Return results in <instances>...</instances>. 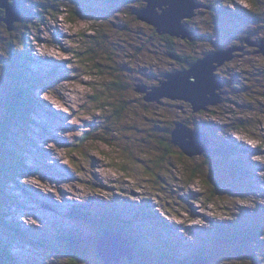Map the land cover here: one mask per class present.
<instances>
[{
	"label": "rangeland",
	"instance_id": "rangeland-1",
	"mask_svg": "<svg viewBox=\"0 0 264 264\" xmlns=\"http://www.w3.org/2000/svg\"><path fill=\"white\" fill-rule=\"evenodd\" d=\"M10 1L12 7L18 5L17 11L20 8L22 24L29 26L10 23L14 26L10 30L7 24L8 29L0 24L2 263L71 264L65 238L78 240L93 234L81 213L87 206L91 215L106 212L116 218L113 212H120L115 220L123 223V217L128 216L125 209L144 204L138 212L146 209L153 215L141 217V223H134L131 229L141 235L143 253L148 245L146 237L153 242L162 231L174 230L185 251L192 252V247L215 246L208 244L213 227L233 224L236 217L237 221L244 220L242 225L257 214L264 217V39L258 36L264 34V19L252 26L242 25L244 19L240 22L248 12L257 10L264 15V0H196L201 7L195 8L198 15L188 24L201 36L193 46L176 41L178 53H203L204 59V54L223 41L213 37L212 44L203 37L210 36L211 23L225 22H215V14L224 18L218 11L209 10L211 2L234 12L233 20L242 27V33L253 32L257 44L254 47L248 41L246 47H230L240 48L233 52L234 58L223 65L215 64L214 73L217 80L225 82L224 88L217 91V99H211L213 95L206 90L208 105H199L196 112L180 94L174 93L184 99L176 98L174 104L168 102L170 93L160 91V96H154L169 82L167 73L177 72L180 64L170 58L164 40L156 39L150 48V26L136 18L141 0L116 2L127 6L124 13L109 0ZM225 23L226 27L234 25ZM243 70L259 74L248 82L242 79ZM246 83L251 92L242 89ZM138 84L150 93L146 96L150 102L135 92H141ZM18 102L23 103L19 110L24 117H11L6 108L17 107ZM121 106L128 107L129 112ZM155 110L158 122H149L140 113ZM4 118H9L7 126ZM175 124L181 138L176 143L183 150L172 147L170 153L161 151V141L169 139L167 126ZM207 125L219 126L229 135L220 136L216 130L206 134L210 132ZM197 129L202 132L197 133ZM190 132H196V139ZM199 136L203 140L190 147L193 142L197 145ZM225 137L232 138L240 150L226 154L233 166L239 159L246 160L251 173L248 182L238 181L219 164V156L212 149L225 148L227 143H220ZM250 149H257V156ZM195 168L201 170L198 176ZM217 184L224 187L220 195ZM196 236L203 237L200 244ZM215 237L224 239L218 233ZM131 246L132 259L119 261L112 256L105 263L91 250L79 264H155L140 261ZM220 248L208 264H244L236 256L230 257L233 247ZM122 251L128 254L127 248L122 247ZM260 251L264 258V250Z\"/></svg>",
	"mask_w": 264,
	"mask_h": 264
},
{
	"label": "trees",
	"instance_id": "trees-1",
	"mask_svg": "<svg viewBox=\"0 0 264 264\" xmlns=\"http://www.w3.org/2000/svg\"><path fill=\"white\" fill-rule=\"evenodd\" d=\"M45 1V0H44ZM122 0H114L110 1V4H114L116 2H121ZM113 2V3H112ZM132 2V1H130ZM211 2V1H210ZM130 4V3H129ZM221 4V3H220ZM204 5V3H203ZM210 5H214V6H210ZM229 5V4H228ZM233 5V4H231ZM112 5H108V7H110ZM117 10L120 13H124L126 12V8L127 6H125L124 4H119L117 5ZM147 3L146 0H141L140 2V7L137 8H143L146 7ZM205 6H207L205 4ZM129 7H134V4L132 6ZM210 9L213 10V12L215 13V11H218L217 13L220 14L224 19L219 18L218 16H216V14L214 15L215 17V22L218 21H225V22H229V23H233V26L230 27H226V23H217L214 24L211 23V27H210V36H203L205 38H208L207 42H210L212 44L213 43V37L216 38L215 40H219L222 39L223 41H218L217 45H214V47L211 49L210 53H206L204 54L203 58L207 57L210 54L215 53L218 50L221 49H225V48H229V47H233V46H245V44L247 43L246 41H250V42H254L253 38V32H249L247 33H242V27L239 26L238 23H236L233 19L235 16L234 12H230L228 11V9L226 8H221V7H216L215 3L211 2L210 4H208L207 6ZM262 6L259 7V9L262 11ZM120 8V9H119ZM124 9V10H121ZM0 17L4 18L5 14H6V10L5 9H1L0 8ZM195 15H198V12L195 13ZM136 18L137 20L141 21L137 14H136ZM244 20H246V22H242ZM262 19H264V15L261 14L260 12H258L257 10L252 11V12H248L247 15L243 18L242 16V20L240 22H242L243 24H248L249 26H252L254 24H258L259 22L262 21ZM23 19L21 18V21L18 23L20 24V26L22 28L24 27H28L29 25L24 23L22 24ZM103 21V20H102ZM189 20L186 19V21L184 22L185 27L196 33L195 30L191 29V24H188ZM145 24L149 25V30L152 32V35L149 36V46L152 49V45L155 43L156 39L160 38L162 40H164L165 43H167L168 45V49H169V55L170 58L172 59H176L175 61H177L180 64V67L177 69L178 71H184V70H189L198 60L202 59L201 55H203V53L201 55H188V56H184L181 55L180 53L177 52V48L175 47L174 43L177 41L178 42H183V43H187L190 46H193L194 44H196V38H198L199 36H201L199 33L196 34L194 36V41H190L189 39H183L180 36H172L170 34H163L161 35L158 32V29L151 25L148 22H144ZM1 24V23H0ZM2 24L6 23L4 21H2ZM260 24V23H259ZM6 28L8 29L7 25ZM17 28V25H15V29ZM261 36V40L264 39V34H258V36ZM255 36V37H258ZM156 44V43H155ZM246 47V46H245ZM250 50L252 51H257L254 47H251ZM149 52L152 53V50H149ZM13 57L16 56V53L13 52L11 54ZM237 56V55H236ZM263 57V56H262ZM244 76H243V80H247L248 82L251 81L253 75H258L259 73L257 71H246L243 70ZM240 74H237L236 76H238ZM226 80H231V77L226 78ZM224 83L223 82V88H224ZM140 84L137 85V87ZM246 89L247 91L251 92V87L249 85H247L246 83V87H242V89ZM135 92L138 94L143 95V99L145 102L146 101V96L148 94V92L145 93H141V92H137L135 89ZM24 100L28 101V98H24ZM167 101V99H165ZM169 103L174 104L173 100L168 99ZM26 101V102H27ZM162 102V101H161ZM28 103H30L28 101ZM24 104H27L24 102ZM17 107H13L11 106L10 108H6V110H10L11 113V117H17V115H19L20 117H24V115L20 112L19 110V106L23 105V103L18 102L17 104H15ZM155 107H157V104L155 103ZM121 108L125 109L127 112L128 107L126 106H121ZM29 113L31 111V109L28 110ZM129 112V111H128ZM144 115V117L146 118L147 121L149 122H158L159 121V115H158V111L155 110L154 112H152V114H148L146 112H140ZM264 115V112H262ZM120 114V113H119ZM134 118V117H132ZM4 123L7 126L9 124V118H4ZM162 127V125H160ZM178 126V125H177ZM176 124L175 126L173 125H168L166 128V131L169 134V139H164L166 140V143H164L163 141H161V145L159 146L161 148V151H165L167 153L172 152V147H179L173 140V133L176 130ZM217 129L214 128V126L212 125V127L210 126H206V128H208L210 130V132H205L206 134H213V132L216 130L218 135H222L223 133H225L226 135H229L228 132H225L224 129H221V127L216 126ZM243 128H238L236 130H240ZM197 132H202V130L197 129ZM211 130H213V132H211ZM232 139V138H231ZM231 139H228L227 137L223 138V141H221L220 143H227V146L225 148H222L220 151L219 150H215V147H213V152L217 153L218 157V161L219 164H221L222 166H224V168L226 169V171L230 174H232V177L237 178L238 181H242V182H248L247 178L249 177L250 170L249 167L247 166V162L246 160H240L239 159V164L237 166H233V163L229 161V159L226 157V154L228 153V151H231L234 154H238L239 147L234 145V143L232 142ZM85 140V137H84ZM213 142H215V137L213 139ZM8 146V145H7ZM180 150H183L181 147H179ZM244 150V149H243ZM251 150V149H250ZM261 150V149H260ZM73 151V150H72ZM253 151V150H251ZM8 152H10L8 150ZM15 151H12V153H14ZM246 152L249 153V151L247 150ZM257 149L253 151L254 155H256ZM184 153V152H183ZM167 154H165L166 156ZM9 156V155H7ZM257 156V155H256ZM189 157V156H188ZM165 158V157H164ZM150 171V170H148ZM196 171V176H198L201 173V170H199L198 168H195ZM250 173V174H249ZM249 174V175H248ZM170 176V175H169ZM244 183H242L243 185ZM216 186V193L220 195L221 191L223 190V185L221 184H217ZM145 203V202H144ZM86 207V206H85ZM84 207V208H85ZM93 207V206H92ZM91 207V208H92ZM144 208V204H142V206H129V209H125L128 212V216L127 217H123L124 222H117L115 219H118V215L120 214L122 215L120 212H113V214H116L114 216H116V218H112V216L109 213L103 212L100 214H93L91 215V213L89 212V207L87 206V208L82 209L83 211H81L82 214H85L86 218H84V220H86L87 224L90 226L91 229H93V234L90 236H87L83 239H75L73 237H69V238H65L68 245L66 247V250L69 251V254H71V264H79L81 261H83L84 259H86V254L87 252L89 253L91 250H95L93 252H97L96 250V246H97V242L100 239V237L102 235H105L106 233L110 232V231H118L121 232L122 234H124L125 236H128V239H130V243L132 245H134V250L135 253L137 255V258L144 262V260H149L152 262H155V264H183V262H186V264H194L199 263V262H206V264H208L210 258H214L215 254H216V249L219 247H223V245H226L227 248H232L233 247V256H236L240 263L243 262L244 264H264V258L260 256L261 251L260 250H264V239H262V237H264V217L260 214H257L256 216H254L253 218H255L253 221H250L249 223L245 224H241L244 220H242L240 222V219L237 221V217L234 218V220L236 221H232L234 222L233 224H228V225H219L216 226L215 228V232H212V235L210 236V240L208 242V244H213L215 245L214 247H208V249L206 247H192L191 249L194 251H190L189 249L185 251V245L181 242V239L174 237V234L177 235L176 232H174V230H170L168 233L167 231H162L159 234H157L154 238H153V242L152 240L147 236V240H148V245L146 248V251L143 253L142 250V246L144 245L143 240L141 235L138 232H131L132 228L134 227V223H136L137 225L140 224L141 222L139 221V219L141 217L144 218H150L153 214H151L150 212H147L146 209L143 212H138L139 209H143ZM264 213V211H261ZM139 213V215H138ZM78 214V213H76ZM138 216V217H137ZM135 217H137L136 222H133L134 219H136ZM1 219H3V216H1ZM121 221V220H120ZM240 222V223H239ZM165 229V228H164ZM169 230V229H168ZM216 233H218L221 237H223L224 239H220L219 237H215ZM165 234V236H164ZM0 245L3 246V244L5 245V241L2 239V237H0ZM198 238V243H199V238L200 240H202L203 238L197 237ZM234 244L238 245L236 248H234ZM221 249V248H220ZM72 251V252H70ZM228 251V250H227ZM227 251H225V253H227ZM1 253H3L4 251H0ZM260 252V253H259ZM182 253V254H181ZM1 257L2 255L0 254V264H16L15 261H11V260H6L4 263L1 262ZM229 257V258H230ZM228 258V259H229ZM227 260V259H226ZM225 261V260H224ZM125 263H127V260L125 261ZM124 264V263H122ZM128 264H131L128 262ZM144 264V263H143ZM212 264V263H211ZM221 264V263H220Z\"/></svg>",
	"mask_w": 264,
	"mask_h": 264
},
{
	"label": "water",
	"instance_id": "water-1",
	"mask_svg": "<svg viewBox=\"0 0 264 264\" xmlns=\"http://www.w3.org/2000/svg\"><path fill=\"white\" fill-rule=\"evenodd\" d=\"M13 1L18 4L16 0ZM146 3V7L136 12L140 20L155 26L161 35L170 34L172 36H180L183 39H189L192 42L194 41L196 33L188 30L183 22L185 19H193L196 13L194 11L195 8L201 7V4L196 0H146ZM12 6L10 0H0V8L5 9L6 15H8L7 20L0 17V23L4 21L9 26L10 30H12L14 26L9 24L20 22L22 18L20 8L19 11L16 10L18 9V5L17 7ZM247 43L249 42L247 41ZM250 44L254 47L257 46L254 42H250ZM239 49V47L221 49L218 52L208 55L204 59L198 60L190 70L167 73L169 82L166 83L161 90H157L154 96L155 94L160 96L159 92L164 91L163 95L170 93L169 99L171 100L185 97V99L183 98L184 100L191 102L195 106L194 111H198L195 108L198 109L199 105L203 107L208 105L207 100H204L206 99L204 97V92H206V90L213 95L211 99H217V91L223 88V81L217 80L218 77L214 73L217 69L215 64L223 65L225 62L232 60V58H234L233 52ZM191 78H194L195 82H193ZM138 88L141 90V93H144V91L147 92L142 85H139ZM174 93L180 94L183 97L176 96ZM148 95H150L149 92ZM173 95L175 96L173 97ZM146 101L150 102V98L146 97ZM154 101L160 102V99ZM177 130L173 133V140L175 143L179 142L181 139ZM190 133L192 138L196 139V136L194 137L196 132ZM202 140V137L199 136L197 145H194L193 142V144L189 146L197 147ZM176 144L179 145L178 143ZM113 236L120 237L122 240L119 242L117 238L113 239ZM109 238L111 240H109ZM122 247L128 249V254L122 251ZM111 251H113V253ZM97 252L105 263H109L112 256L119 261L123 257L131 258L130 255L133 256V249L129 240L126 239L125 236L123 237L121 234H117L114 231L106 233L100 238L97 243Z\"/></svg>",
	"mask_w": 264,
	"mask_h": 264
},
{
	"label": "clouds",
	"instance_id": "clouds-1",
	"mask_svg": "<svg viewBox=\"0 0 264 264\" xmlns=\"http://www.w3.org/2000/svg\"><path fill=\"white\" fill-rule=\"evenodd\" d=\"M11 3H12V1H10V4H11ZM143 8H144V7H143ZM137 11H138V10H137ZM137 11H136V12H137ZM21 14H22V13H21ZM195 16H196V15H195ZM190 20H192V19H190ZM185 21H186V20H184V22H185ZM184 22H183V23H184ZM193 223H198V221H193ZM212 230L215 231L214 227H213ZM110 232H113V231H110ZM108 233H109V232H108ZM211 235L213 236L212 233H211ZM102 236H104V235H102ZM102 236H101V237H102ZM101 237H100V238H101ZM202 238H203V237H202ZM189 239H191V238H189ZM262 239H264V237H262ZM99 240H100V239H99ZM99 240H98V241H99ZM96 250H97V246H96ZM97 254H98V252H97ZM98 255H99V254H98ZM99 256H100V255H99ZM101 261H102V260H101Z\"/></svg>",
	"mask_w": 264,
	"mask_h": 264
},
{
	"label": "flooded vegetation",
	"instance_id": "flooded-vegetation-1",
	"mask_svg": "<svg viewBox=\"0 0 264 264\" xmlns=\"http://www.w3.org/2000/svg\"><path fill=\"white\" fill-rule=\"evenodd\" d=\"M230 48V47H229ZM225 49H227V48H225ZM223 89V88H222ZM225 90V89H224Z\"/></svg>",
	"mask_w": 264,
	"mask_h": 264
},
{
	"label": "snow or ice",
	"instance_id": "snow-or-ice-1",
	"mask_svg": "<svg viewBox=\"0 0 264 264\" xmlns=\"http://www.w3.org/2000/svg\"><path fill=\"white\" fill-rule=\"evenodd\" d=\"M241 2H243V0H241Z\"/></svg>",
	"mask_w": 264,
	"mask_h": 264
},
{
	"label": "bare ground",
	"instance_id": "bare-ground-1",
	"mask_svg": "<svg viewBox=\"0 0 264 264\" xmlns=\"http://www.w3.org/2000/svg\"><path fill=\"white\" fill-rule=\"evenodd\" d=\"M33 49V48H32ZM200 103V102H199Z\"/></svg>",
	"mask_w": 264,
	"mask_h": 264
}]
</instances>
